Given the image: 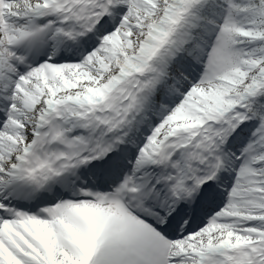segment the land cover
Returning <instances> with one entry per match:
<instances>
[{
	"label": "snow or ice",
	"instance_id": "obj_1",
	"mask_svg": "<svg viewBox=\"0 0 264 264\" xmlns=\"http://www.w3.org/2000/svg\"><path fill=\"white\" fill-rule=\"evenodd\" d=\"M0 264H264V0H0Z\"/></svg>",
	"mask_w": 264,
	"mask_h": 264
}]
</instances>
